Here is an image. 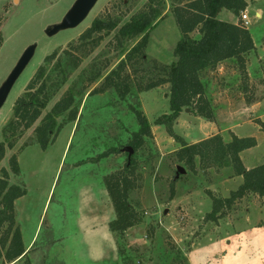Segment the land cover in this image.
<instances>
[{"label": "rangeland", "instance_id": "obj_1", "mask_svg": "<svg viewBox=\"0 0 264 264\" xmlns=\"http://www.w3.org/2000/svg\"><path fill=\"white\" fill-rule=\"evenodd\" d=\"M74 1L0 0V85L23 51L32 43L38 44L0 108V143H4L5 153L0 159V175L7 169L10 184L25 190L15 201L16 221L25 244L32 241L28 257L5 264H122L115 237L113 243L102 241L105 258L96 260L94 248L99 238L82 235L78 215L84 193L97 194L105 177L125 171L132 156L136 159L135 174L141 177L137 181L140 187L131 191L129 199L141 219L120 240L132 261L264 264V196L250 194L234 204L226 216L210 220L207 214L213 197H229L242 183V176L238 177L232 167H204L198 157L192 169L177 156L182 145L179 138L189 144L197 142L217 127L224 129L218 134L226 141L234 133L254 136L257 145L243 153V163L251 167L264 163V129L257 123L264 122V0H249L244 10L247 26L241 14L228 9L219 12L218 18L239 21L251 32L255 48L246 56V77L235 60L221 66L220 81H211L209 72L203 75L208 89L215 86L208 94L214 120L198 116L193 108L183 109L173 124V133L155 123L156 118L171 112L169 84L121 97L104 82L142 39L141 35H117L119 26L159 1H163V12L149 28L145 58L130 63L122 74L134 81L145 76L144 83L163 74L162 67L175 60L173 51L181 36L173 10L189 0H98L77 27L48 37L46 26L61 21ZM97 18L106 23L117 18L121 23L114 30L84 35ZM41 66L56 93L31 128L9 131L5 141V130L15 118L16 100ZM72 92L74 102L56 118L57 128L42 146L37 126L56 102ZM134 108L151 124V135L143 138L136 152L130 144L139 130ZM126 146L133 148L130 158ZM14 156L17 172L10 164Z\"/></svg>", "mask_w": 264, "mask_h": 264}, {"label": "trees", "instance_id": "obj_2", "mask_svg": "<svg viewBox=\"0 0 264 264\" xmlns=\"http://www.w3.org/2000/svg\"><path fill=\"white\" fill-rule=\"evenodd\" d=\"M249 0H189L184 5L174 8L173 14L178 24L181 36L176 43L173 54L175 60L162 67V73L155 79L144 83L145 76L134 81L130 75L123 76L125 68L137 59H144L146 55L147 35L149 28L161 16L163 1L156 6H150L131 16L120 25V19L109 22L97 18L84 35L102 29L114 30L119 25L117 35L126 38L142 36L126 54L116 69L112 70L105 78L104 85L116 89L121 97L134 91L145 92L169 84L171 112L155 119L158 125H164L173 133V124L179 113L186 108H193L198 116L207 120H214V111L210 99L206 96L205 84L202 76L207 71L216 67L227 59H234L244 78L246 77V56L255 48L250 30L239 21L232 23L218 18L222 9H228L237 16L246 9ZM197 31V35L192 34ZM124 78H123V77ZM65 81V80H64ZM49 76L46 69L41 66L36 69L26 86L25 92L16 100L15 118L8 124L4 137L8 139V132H15L16 128L29 129L40 117L42 110L47 106L56 89L49 85ZM75 94L72 92L54 104L51 110L42 118V123L37 126L38 142L46 146L57 128L56 118L62 115L72 105ZM139 130L135 132L130 144L135 152L143 143L145 136L151 135L150 122L145 114L134 108ZM71 115L76 116L77 110ZM264 129V122L257 120ZM6 135V136H5ZM181 147L177 156L187 166L194 169L198 157L202 166L209 165L232 167L236 175L243 178L240 186L231 192L229 197H213L212 210L207 214L210 220L216 221L224 217L233 208L234 204L250 194L264 196V163L251 168H246L240 153L257 145L254 136L240 137L235 134L226 141L221 134H215L194 143H187L179 138ZM12 145V144H10ZM114 152L119 151L113 148ZM4 143H0V159L4 156ZM107 154H104L105 156ZM14 172L18 171L16 156L10 161ZM136 159L132 156L125 166V171L105 177V185L111 197L116 217L109 223L111 232L118 244V254L122 264H142L132 261L120 240L125 231L138 223L141 219L139 213L130 202L132 190L140 187L138 179L141 175L135 174ZM25 193L23 187L10 184L7 169H2L0 175V264L11 263L26 255L20 226L16 221L15 201ZM264 227V221L261 224Z\"/></svg>", "mask_w": 264, "mask_h": 264}, {"label": "crops", "instance_id": "obj_3", "mask_svg": "<svg viewBox=\"0 0 264 264\" xmlns=\"http://www.w3.org/2000/svg\"><path fill=\"white\" fill-rule=\"evenodd\" d=\"M257 15H259V14L257 13ZM218 16H219V14H218ZM232 23H238V21L232 22ZM231 60L233 61L234 59L224 60L222 63H220L216 67L215 70L207 71V72L211 73V77H210V79H212L211 81H214V80L220 81V71L223 68L221 66H223L224 63H226V61H231ZM207 72H205L203 75H206ZM202 80L205 84L206 96H208V94L215 89V86H213L212 83H210V86L211 87L213 86V89L210 90V89H208V87H207V85L203 79V76H202ZM208 98L210 99L212 97L208 96ZM210 101H211V99H210ZM254 106H255V104L252 105V107H254ZM223 130H224L223 128L219 129L217 127H214V130L212 132L210 131V134L205 136L204 138L209 137L211 135L218 134V133H222ZM235 135H237V134H235ZM194 142H196V141H192V143H194ZM252 148H254V147H252ZM247 150H249V149H247ZM247 150H244L240 153L242 161H243V153ZM244 166L246 168H251V166H247L245 164H244ZM237 176L239 177L240 175H237ZM103 181L104 182L102 184V187L100 189H98L97 194H94V191H87L84 193V195L82 197V204H83L82 209L80 208V212H79L80 214L78 215V227L81 230L82 235L85 236L86 238H95V239L99 238V242L98 243L96 242V247L94 248L96 250V260H98V261L103 260L105 258V251H104V248L101 244L102 241L109 239L112 241V243L114 242V235L110 230L109 223L116 217L114 205L112 203L111 197H110L108 190L106 188V185H105V179ZM23 242H24V246H25L26 252H27L25 256L28 257L29 248L32 244V241L28 245H26L24 238H23Z\"/></svg>", "mask_w": 264, "mask_h": 264}, {"label": "water", "instance_id": "obj_4", "mask_svg": "<svg viewBox=\"0 0 264 264\" xmlns=\"http://www.w3.org/2000/svg\"><path fill=\"white\" fill-rule=\"evenodd\" d=\"M97 2L98 0H75L61 21L46 26L44 33L48 37H52L60 31L77 27L88 16L89 12ZM37 45L38 44L36 42L32 43L23 51L12 71L0 85V108L5 103L14 83L32 60L36 52ZM188 109L189 108H186V110ZM125 150L129 152L130 158L133 153V148L126 146ZM178 170L179 172H183L184 169L178 166Z\"/></svg>", "mask_w": 264, "mask_h": 264}, {"label": "built area", "instance_id": "obj_5", "mask_svg": "<svg viewBox=\"0 0 264 264\" xmlns=\"http://www.w3.org/2000/svg\"><path fill=\"white\" fill-rule=\"evenodd\" d=\"M241 19L243 21V23L247 26L249 23H248V14L247 12L243 11L241 13Z\"/></svg>", "mask_w": 264, "mask_h": 264}]
</instances>
